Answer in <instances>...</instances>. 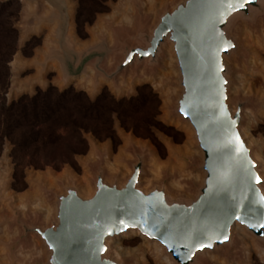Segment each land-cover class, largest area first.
I'll use <instances>...</instances> for the list:
<instances>
[{
  "label": "water",
  "instance_id": "95a60500",
  "mask_svg": "<svg viewBox=\"0 0 264 264\" xmlns=\"http://www.w3.org/2000/svg\"><path fill=\"white\" fill-rule=\"evenodd\" d=\"M49 6L46 17L38 18L40 29L50 28L46 20L55 21L41 64L58 69L61 89L84 79L88 90L99 84L118 90V79L130 70L153 73L169 57L178 88L172 115L190 133L201 182L190 197L172 195L163 181L144 189L150 153L131 144L135 161L128 165L129 176H109L102 158L88 182L90 198L67 177L57 179L59 189L46 191L53 197L50 220L20 224L24 239L36 238L44 264H125L111 256L112 243L131 234L157 244L172 264H203L202 256L238 245L236 233L264 246V184L257 183L264 177L243 136L247 104L232 97L230 67L240 50L236 30L264 18V0H175L151 26L137 12L134 34H114V40L135 44L116 41L121 49L110 70L105 47L83 48L71 40L70 0L58 9Z\"/></svg>",
  "mask_w": 264,
  "mask_h": 264
},
{
  "label": "rangeland",
  "instance_id": "374dc122",
  "mask_svg": "<svg viewBox=\"0 0 264 264\" xmlns=\"http://www.w3.org/2000/svg\"><path fill=\"white\" fill-rule=\"evenodd\" d=\"M175 0H116L107 2V12L96 13L92 23L81 20L76 23L78 2L70 0L69 35L74 43L86 47L98 44L105 47L107 56L106 66L110 70L115 56L121 49L118 41L128 39L117 38L115 35L122 33L134 34L136 26L134 18L137 12L146 19L148 26L153 25L158 14L165 8L171 7ZM11 3L6 16L10 26L18 39L23 33H28V27L37 26L36 34L45 35L47 38L55 26L40 29L42 16L45 11L36 8L31 18L29 15L21 17L22 7L17 0H0V4ZM12 17L9 16L10 15ZM86 18V17H83ZM240 50L238 55L230 62L233 77L232 97L240 96L247 104L246 117L242 127L243 135L250 144L256 156L264 177V18L256 25H240L235 32ZM15 36V35H14ZM118 36V37H119ZM40 38V37H35ZM117 41V42H116ZM13 43V41H12ZM20 44V43H19ZM130 46L135 43L128 40ZM19 47L22 45H18ZM1 47V43H0ZM18 47V48H19ZM21 56L20 52H16ZM12 57V62L14 57ZM2 54L0 53V60ZM10 62L9 88L5 94L0 91V106H10L23 97L31 98L37 93L50 92L57 96L65 91L72 90L83 93L91 103L97 98L103 97L115 102L140 97L144 107L139 109L138 114L128 123L149 126L155 123L161 127H150L152 135L158 143V147L150 140L135 136L134 133L124 130L117 115L113 113L112 129L117 138L114 146L109 139H97L92 133L81 132L86 142L87 152L85 155L74 156L73 160L77 169L70 164H58L56 159L69 155L73 146V140L64 136L61 130L56 134L65 138L57 147L33 148L21 161V166L15 168L10 153L12 145L4 140L0 149V264H44V255L40 250L39 243L34 236L24 239L25 235L20 224L42 225L43 218L48 222L51 218L52 195L47 194L53 182L54 189L58 190V180H67L79 187L82 194L92 191L88 182L93 180L98 165L104 159L113 168H117L116 174H108L113 177L117 174L129 176V163L134 162V152H131L128 144L138 148L147 147L150 153L148 157V177L144 178V189H149L152 184H160L163 181L168 185L170 193L174 196H192L201 182V175L197 169V153L193 141L186 126L172 115V103L178 93L174 65L169 57L162 60V66L155 68L153 73H146L149 69H132L118 79V90L109 85H101L95 90H88L83 80L72 82L67 88L47 85L37 90L32 89L29 93L19 95V87L11 86L13 82H19L23 72L14 75ZM15 72V70H14ZM50 77V76H49ZM103 105V104H101ZM49 132V131H48ZM140 131L139 136H143ZM97 149V151H96ZM96 151V152H95ZM54 159L46 162L45 159ZM37 163L42 169H35L31 164ZM57 164V165H56ZM156 166V167H155ZM51 182V183H50ZM152 183V184H151ZM24 209H20V206ZM35 208V209H34ZM239 231V230H238ZM242 233L241 231H239ZM238 245L224 249L218 253L205 255L200 258L203 264H264V246L254 244L253 240L240 234L235 235ZM111 256L123 261L125 264H170L163 252L157 245H150L138 235L131 234L112 243Z\"/></svg>",
  "mask_w": 264,
  "mask_h": 264
},
{
  "label": "trees",
  "instance_id": "16d2710c",
  "mask_svg": "<svg viewBox=\"0 0 264 264\" xmlns=\"http://www.w3.org/2000/svg\"><path fill=\"white\" fill-rule=\"evenodd\" d=\"M78 2L76 12V23L79 28L81 20L92 23L94 14L107 12L106 3L116 0H75ZM11 3L0 4V91L5 94L9 88L10 69L8 64L16 52H20L24 58H30L34 49L40 46L41 39L32 37L21 48H18V34L16 35L10 26L7 10ZM10 15V14H9ZM12 17L11 15L9 16ZM86 17V18H83ZM15 35V36H14ZM13 41V43H12ZM37 91H39L37 89ZM5 92V93H4ZM103 104V105H101ZM140 97L130 98L115 102L113 99L99 97L95 103L89 102L83 93H76L71 89L57 96L50 92L37 93L28 98L23 97L19 101L6 106H0V149L2 142L6 139L12 145L10 157L17 170L21 161L33 148L57 147L59 142L67 137L73 140V146L69 155L56 159L58 164H70L77 169L73 160L74 156L85 155L87 152L86 142L81 132L92 133L97 139H109L115 146L117 138L112 129V114L117 115V120L126 131H132L135 136L150 140L158 147L156 139L150 131V127H161L160 124L153 125H129V119L138 114L143 108ZM61 130L64 136L58 135L55 131ZM49 131V132H48ZM143 132V136L139 133ZM54 159H45L46 162ZM35 169H42L37 163L31 164ZM57 165V164H56Z\"/></svg>",
  "mask_w": 264,
  "mask_h": 264
},
{
  "label": "crops",
  "instance_id": "0c3cea01",
  "mask_svg": "<svg viewBox=\"0 0 264 264\" xmlns=\"http://www.w3.org/2000/svg\"><path fill=\"white\" fill-rule=\"evenodd\" d=\"M21 7V17L23 15L33 14V11L38 7L42 11H49L52 10L49 6L50 4L55 6L54 8L58 9L62 0H18ZM58 7H57V6ZM49 9V10H48ZM28 33L21 35L18 39V46L19 48L23 47V45L32 37H40L41 44L39 47L34 49L33 55L30 58H24L22 55H17L14 57L13 62L11 65L16 66L12 70L14 79L15 74H19L22 72H28L27 75H22L19 82H13L11 86L18 87L20 86V90L24 91L25 93H29L32 89H39L43 88L49 84L58 86V81L61 78L60 72L57 68L50 65L47 68L41 64V53H44L46 50L47 44V37L43 35L42 37L39 36L40 34H36V30L38 29L37 26H30L28 27ZM20 43V44H19ZM50 76V77H49Z\"/></svg>",
  "mask_w": 264,
  "mask_h": 264
},
{
  "label": "bare ground",
  "instance_id": "6f19581e",
  "mask_svg": "<svg viewBox=\"0 0 264 264\" xmlns=\"http://www.w3.org/2000/svg\"><path fill=\"white\" fill-rule=\"evenodd\" d=\"M88 84V86H89V84H90V82H88L87 83ZM244 136V135H243ZM156 167V166H155ZM105 168H106V171H107V173L108 174H116L117 173V168H113L111 165H110V163L108 162V161H106V165H105ZM72 181H73V183L75 184V182H76V180L73 178L72 179ZM51 183V182H50ZM53 182L51 183V185H50V188H53L54 189V186H53ZM76 185V184H75ZM80 194H81V196H83L84 198H90L92 195H93V190L91 191V192H88L87 194H82L81 192H80ZM20 209H24V207L21 205L20 207H19ZM35 209V208H34ZM236 230H239V231H241L242 233H244V231H243V229H241V228H236ZM151 245H157V244H155V243H152ZM168 259V258H167ZM169 260V259H168ZM169 263L170 264H172V262L169 260Z\"/></svg>",
  "mask_w": 264,
  "mask_h": 264
},
{
  "label": "snow or ice",
  "instance_id": "6c2138e0",
  "mask_svg": "<svg viewBox=\"0 0 264 264\" xmlns=\"http://www.w3.org/2000/svg\"><path fill=\"white\" fill-rule=\"evenodd\" d=\"M241 7L243 8L244 5L241 4ZM141 54H142V55H146L147 53H141ZM257 183L264 184V181H261L260 177H257ZM237 219H239V217H237ZM249 226L251 227L252 225H249ZM260 227H261V228H264V224L260 225ZM209 246H210V245H209Z\"/></svg>",
  "mask_w": 264,
  "mask_h": 264
}]
</instances>
